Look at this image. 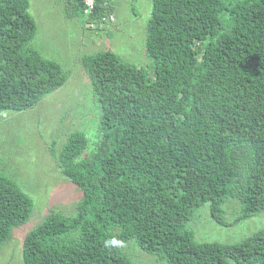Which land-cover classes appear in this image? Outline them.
I'll list each match as a JSON object with an SVG mask.
<instances>
[{"label": "trees", "instance_id": "1", "mask_svg": "<svg viewBox=\"0 0 264 264\" xmlns=\"http://www.w3.org/2000/svg\"><path fill=\"white\" fill-rule=\"evenodd\" d=\"M150 1L153 76L111 51L79 60L101 112L95 141L74 131L50 150L81 199L25 234L23 264H132L129 242L166 264H264V228L235 244L186 229L204 206L222 226L264 212V0ZM109 2L95 0L89 20ZM28 10L0 0V112L31 109L68 80L30 45ZM230 198L240 211L227 224ZM33 207L0 165V249ZM112 238L122 246L106 248Z\"/></svg>", "mask_w": 264, "mask_h": 264}, {"label": "rangeland", "instance_id": "2", "mask_svg": "<svg viewBox=\"0 0 264 264\" xmlns=\"http://www.w3.org/2000/svg\"><path fill=\"white\" fill-rule=\"evenodd\" d=\"M54 1L59 7L60 4L63 8L66 6L65 12L69 6L76 7L72 0H60V3L59 0H30L28 11L32 17H38L36 34L30 45L34 49L41 48L48 59L59 63L68 72V80L31 109L0 112L1 168L34 203L28 221L14 229L10 239L1 247L0 264H23L25 234L50 212H60L64 216L76 213L81 192L61 175L50 148L53 146L58 154L74 131H81L88 137L89 149L95 141L100 107L78 60L84 55L111 51L123 62L142 69L148 77L154 74V62L146 51L147 25L152 9L150 0H111L105 15L113 10L116 21L107 23L109 26L103 27L104 32L99 33L101 37L94 43L90 41L93 33L86 30L87 22L82 12L77 10L74 18L66 13L67 19H63L65 15L61 13L51 16ZM81 40L85 41L83 45ZM68 55L72 56L70 61ZM222 207L224 221L231 224L239 214V202L230 198ZM262 228L264 212L235 225L222 226L211 221L208 206L194 212L186 226L196 242L227 244L239 243ZM128 244V254L122 251L132 264H166L142 252L134 242Z\"/></svg>", "mask_w": 264, "mask_h": 264}, {"label": "crops", "instance_id": "3", "mask_svg": "<svg viewBox=\"0 0 264 264\" xmlns=\"http://www.w3.org/2000/svg\"><path fill=\"white\" fill-rule=\"evenodd\" d=\"M111 1V0H110ZM55 2V1H54ZM54 2H53V4L51 5V10H50V14H51V16H54V15H58V13H61V14H64L65 15V17H62L63 19H67L69 16L71 17V18H74V17H76V15H77V10H80L81 11V8H82V3H81V0H72V3H76V7L75 6H69V7H67V12H65L66 11V6L63 8L62 6V4H60V7L59 6H57V4H56V2H55V5H54ZM59 3H60V0H59ZM69 3V2H68ZM29 5H30V0H29ZM30 7V6H29ZM110 9H111V7H110ZM66 13H68L69 14V16L66 14ZM107 14H109V15H103V17H107V16H111L112 18H113V21H111V20H106L105 22H101V21H99V20H94L93 22L94 23H96V28L95 29H90L89 28V26H88V23H89V21H91V20H89V18H85V20H86V30H88V31H91L93 34L91 35V37H90V41H91V43H94V42H98V40L100 39V37H101V35H99V33H102V32H104L103 30V27H108L107 26V23L109 24V23H113V22H115L116 21V14L115 13H113V10L112 11H109V13H107ZM37 16H35V17H33V19H34V21L36 22V20H37ZM92 22V21H91ZM108 31H110V30H108ZM85 41L84 40H81V45H83V43H84ZM84 46H81V48H83ZM36 50L39 52V53H41V56L43 57V58H45V59H48L47 57H46V55H44L42 52H41V48H36ZM70 53V52H69ZM85 56V55H84ZM71 58H72V56H69L68 55V59H69V61L71 60ZM49 60H51V59H49ZM54 61V60H53ZM79 61V60H78Z\"/></svg>", "mask_w": 264, "mask_h": 264}, {"label": "built area", "instance_id": "4", "mask_svg": "<svg viewBox=\"0 0 264 264\" xmlns=\"http://www.w3.org/2000/svg\"><path fill=\"white\" fill-rule=\"evenodd\" d=\"M82 2V15L85 18H90V16L93 14L94 12V6H95V0H81ZM106 20H111L113 21V18L111 16H107V17H102L101 18V22H105ZM88 26L90 29H95L96 28V23H94L93 21H89Z\"/></svg>", "mask_w": 264, "mask_h": 264}, {"label": "clouds", "instance_id": "5", "mask_svg": "<svg viewBox=\"0 0 264 264\" xmlns=\"http://www.w3.org/2000/svg\"><path fill=\"white\" fill-rule=\"evenodd\" d=\"M104 246H105L106 248H108V247H112V246H122V242L116 240L115 238H112V239L106 240V241L104 242Z\"/></svg>", "mask_w": 264, "mask_h": 264}]
</instances>
